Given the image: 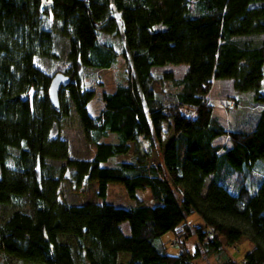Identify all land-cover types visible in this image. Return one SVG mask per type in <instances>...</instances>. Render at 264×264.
I'll return each instance as SVG.
<instances>
[{
    "label": "trees",
    "instance_id": "obj_1",
    "mask_svg": "<svg viewBox=\"0 0 264 264\" xmlns=\"http://www.w3.org/2000/svg\"><path fill=\"white\" fill-rule=\"evenodd\" d=\"M119 56L125 79L101 91L90 114L95 89L82 69L108 68ZM37 57L59 64L46 72ZM169 63L187 68L178 77L152 70ZM55 72L69 77L58 107L48 96ZM263 77L264 0H0V206L11 207L0 219V250L37 264H194L211 253L223 254L221 264H264ZM216 79L262 104L249 129L226 128L213 115ZM155 80L173 89L157 91ZM71 107L94 144L89 158L70 156L60 133ZM222 136L228 144L216 142ZM66 180L95 181L101 198L111 181L131 197L148 187L177 208L70 203L60 195ZM192 213L202 223H190ZM167 231L176 254L161 240ZM191 236L193 253L184 243ZM241 237L252 244L241 259L224 253Z\"/></svg>",
    "mask_w": 264,
    "mask_h": 264
},
{
    "label": "rangeland",
    "instance_id": "obj_2",
    "mask_svg": "<svg viewBox=\"0 0 264 264\" xmlns=\"http://www.w3.org/2000/svg\"><path fill=\"white\" fill-rule=\"evenodd\" d=\"M163 6L157 4V12L161 10ZM52 17L49 16L50 22ZM263 35L255 37L259 40ZM60 42L57 45V52L63 58V47L60 46ZM36 63L42 67L46 72H50L55 65L59 64V60H50L48 58H36ZM186 64H166L165 66L153 67V72L157 75L161 71H170L174 77H178L186 70ZM84 80L86 84H89L95 89V95L88 103V111L90 114H96L101 107L100 92L111 91L117 82L125 79V63L121 56L118 57L115 64L108 68H93L84 67L82 69ZM155 90L169 91L173 88L169 85L168 81H164L159 84L158 81L153 82ZM261 92L264 93V77L261 85ZM208 99L213 105V115L226 127H238L242 129H249L252 125V118L255 116L258 109L262 106L260 103H256L252 98V92L234 91L231 83V79H216L212 80L210 90L208 93ZM60 133L67 138L70 146V156L78 158H89L94 153V144L88 140L84 134L82 123L77 116L73 107H71L69 114L63 118L61 123ZM172 136V131L164 135L163 144H165ZM216 142L228 144L226 136L217 138ZM162 148H156V152L152 154L151 160L157 163L161 158ZM131 157L130 153L124 155H117L113 161L128 160ZM58 163V162H55ZM210 179V175L207 177V181ZM232 181L233 175L228 178ZM61 197L70 203H79L83 201H97L100 202L103 199L119 206H130L137 202L149 204L153 207L155 212H168L177 208L176 203L160 202L151 197L148 187L137 188L135 190V197L128 195L124 185L121 182L111 181L108 182L107 192L104 198L97 196L96 182L85 180L79 186L70 183L68 180L60 184ZM11 209L10 206H0V219L4 218ZM188 221L193 224L202 223L199 216L192 213L188 215ZM120 228L124 233L129 231L127 221L120 223ZM161 240L166 245L169 253L176 254L178 252L177 244L174 243V236L171 231H167L161 235ZM224 241V238H222ZM185 246L193 253L194 245L196 243V237L191 236L185 239ZM252 247L251 242L246 237H241L234 246L228 247L229 254L235 259H241L243 255L249 251ZM228 254V253H227ZM128 258L127 253H119L118 261H124ZM223 261V254H208L205 256L196 257L194 264H221ZM37 264L25 259H18L13 256L4 254L0 250V264Z\"/></svg>",
    "mask_w": 264,
    "mask_h": 264
},
{
    "label": "water",
    "instance_id": "obj_3",
    "mask_svg": "<svg viewBox=\"0 0 264 264\" xmlns=\"http://www.w3.org/2000/svg\"><path fill=\"white\" fill-rule=\"evenodd\" d=\"M69 77L62 72H55L50 78L48 85V96L51 104L54 107H58V91L61 86H63Z\"/></svg>",
    "mask_w": 264,
    "mask_h": 264
}]
</instances>
